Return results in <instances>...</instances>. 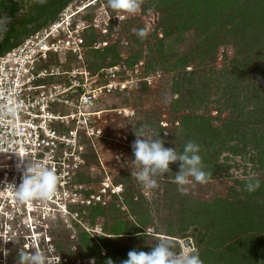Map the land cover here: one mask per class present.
<instances>
[{"label":"rangeland","instance_id":"374dc122","mask_svg":"<svg viewBox=\"0 0 264 264\" xmlns=\"http://www.w3.org/2000/svg\"><path fill=\"white\" fill-rule=\"evenodd\" d=\"M90 1L96 0H70L61 14H69ZM105 12L114 18L110 22L108 33L90 28L84 34L85 63L75 61L71 65L70 61H66L62 65L78 71L87 67L94 75L111 67L113 60L111 55L104 60L96 58V51L115 46L121 55L118 64L123 65L130 57L142 54L139 61L145 63L143 75H155V80L152 87L115 93L95 101L92 110L100 116L93 118L92 136L82 133L79 139L85 162L73 176L74 188L78 192V201L71 208L75 218L61 216L46 221L50 227L46 229V234L50 235V244L54 245L51 256L56 259L53 263L90 264L95 252L105 256L108 251L101 245L99 238L102 236L111 241L115 240L116 245L124 249L125 253L132 250L150 252L160 239H170L176 251L191 249L202 260L200 251L206 247L213 248L208 243L209 235L206 230L192 218L194 210L198 212L200 206L217 199L235 201L236 197L242 198L239 182L260 180L259 188L261 185L264 188V168L257 161L262 145L256 144L252 137L248 148L242 153L234 155L227 151L222 152L218 162L223 165V170L217 172V176L213 170V176L206 183L193 181L191 185L185 186L187 193L181 194L179 186L174 182L176 173L180 171L179 162L170 164L169 172L156 177L155 188L146 189L131 176L132 170H138L131 163L134 159L132 144L137 138L135 132L144 133L145 138L160 137L166 148L182 154L189 138L182 128V117L209 116L213 118L212 123L218 125L232 116L233 108L229 110L227 106L228 110L220 111L227 87L233 79L239 80V93L243 95L246 94L243 89L246 84H257L254 78L258 74L253 73V70L259 58L264 60V48H254L242 53L244 45H235L230 36L222 40L223 43L216 51L213 44L204 48L199 45L203 30L199 28L201 25L194 26L180 36L176 34L163 38L164 33L159 27L162 13L154 9L148 0H144L141 11L136 15L118 13L109 7L107 0H99L95 6L83 11L76 18L90 24L94 20H103ZM117 16L124 18L119 20ZM62 17L65 18L64 15ZM140 29H146L148 33L143 39L137 34ZM161 39L164 54H158L155 49ZM237 53H241L247 66L245 69L238 68L242 71L239 77L233 71L237 67L234 62ZM178 54L189 56L190 64L184 70L174 66L177 59L173 57ZM148 63L156 69H147ZM158 72L161 76L157 75ZM181 75L185 76L180 77ZM177 77H187L186 83L181 80L179 92L173 90ZM189 79L191 85L187 84ZM193 90L192 96L190 93ZM177 99L180 100L179 103ZM244 102L242 101L244 112L241 120L248 124L253 121L250 114L257 102L253 101L251 104L247 100L243 104ZM164 123L168 127H164ZM257 127L264 131V122ZM205 165H202L203 171L215 166ZM140 218L146 222L144 233L150 229V234L138 233L136 228L142 227ZM114 224L125 225L127 234L115 236L110 231ZM186 225H190L187 230ZM85 234H88L87 238ZM111 257L120 258L121 255L112 254Z\"/></svg>","mask_w":264,"mask_h":264},{"label":"built area","instance_id":"2783aa9c","mask_svg":"<svg viewBox=\"0 0 264 264\" xmlns=\"http://www.w3.org/2000/svg\"><path fill=\"white\" fill-rule=\"evenodd\" d=\"M98 1L86 3L85 10ZM85 5L60 14L54 22L0 54V103L10 98L12 105L18 106L14 119L0 121V136L7 141V152L0 153V239L10 241H0V248L9 252L5 258L0 251V264H16L21 249L40 251L50 261L47 264H57L51 256L54 245L46 234L50 228L47 222L61 216L75 218L71 208L78 201V192L73 176L85 162L79 139L82 133L92 136L93 118L100 116L92 110L95 101L152 87L155 80V75H143V61L117 64L94 75L87 67L78 71L63 66L66 61L84 64V34L90 28L108 33L114 19L106 12L103 20L90 24L77 19ZM157 75L161 76L159 72ZM21 150L25 159L55 170L59 180L50 199L21 204L11 189L4 188L6 183L18 186L21 182L22 173L13 154Z\"/></svg>","mask_w":264,"mask_h":264},{"label":"trees","instance_id":"16d2710c","mask_svg":"<svg viewBox=\"0 0 264 264\" xmlns=\"http://www.w3.org/2000/svg\"><path fill=\"white\" fill-rule=\"evenodd\" d=\"M69 1L66 0L61 5L52 19L58 16ZM148 1L154 9L162 13L159 27L164 33L163 38L176 34L180 36L194 26L201 25L199 28H203V30L201 31V43L199 45L204 46V48L213 44L216 51L220 44L223 43L222 40L228 36L232 38L235 45H244V50H240L242 53L246 50L249 52L254 48H264V0ZM155 37L158 38L156 34ZM91 40L94 41L95 39ZM162 41V39L159 40L160 44L155 48L158 54L163 53L164 46L161 44ZM19 43L20 41L16 45ZM240 54L237 53L234 60L237 67L233 71L237 77L242 73L238 68L242 67L245 69L247 67L246 60ZM108 55H111L113 59L111 66H115L121 61V55L115 46L106 47L102 51H96L95 54L96 58L103 60ZM141 56L142 54H136L130 57L127 64L133 65L139 62ZM173 58L177 59V64L174 65L177 69L184 70L190 64L188 55L178 54ZM262 60L261 58L258 59L255 70H253V73L258 74L254 78L257 84H246L243 87L246 94L240 95L239 80L235 79V81L233 79L227 87L220 111L227 109V106L229 110L233 108V111L231 113L232 116L223 120L221 124L214 125L212 123L213 118L204 115L182 117V128L189 135L187 143L191 141L199 145L200 152L198 154L201 156L202 165L206 164V167L215 165L210 170H204L206 173H210L211 177L213 176L211 173L213 170L215 176H217V172L223 170V165L218 162L222 152L227 151L234 155L240 154L248 148V142L252 140V137L256 144L262 145L257 161L264 168V131L257 127L264 122V60ZM96 66L99 67V65ZM147 69L153 70L156 67L154 68L148 63ZM183 76L185 75L180 77ZM180 77L174 80L173 90L175 92H179L181 80L186 83L185 79L187 77L182 79ZM188 82L187 84L191 85L190 79ZM193 94L194 90L190 95L193 96ZM241 99L245 102L248 100L251 104H253V101L257 102L254 103L253 115L250 114L253 121L248 124L245 120H241L244 112ZM177 100L179 103L180 100ZM235 141L237 142L233 143ZM241 144L243 147H241ZM173 173H175V168H173ZM239 183L241 184L240 193L243 195L242 198L236 197L235 201L217 199L212 203L200 206V210L198 212L194 210L192 214L195 223H200L203 229L206 230L209 235L208 243L213 248L212 250L206 247V249L200 251L203 264H264V188L261 185V188H258L255 192H248L246 191L248 180ZM141 218L139 221H141L142 227L136 228L138 233H144V226L146 225V222L142 221ZM187 226L189 227L190 225H186V230L188 229ZM125 227L123 224H114L110 227V231L115 236L124 235L127 234L125 233L127 232ZM87 237L88 234H85V238ZM99 240L102 247L108 252L105 256L95 252L93 258L96 264H106L108 259H112L114 264H119L120 262L122 264V261L128 258V253H125L124 249L119 248L115 240L111 241L106 239L105 236L100 237ZM112 254H120L121 257L112 258Z\"/></svg>","mask_w":264,"mask_h":264},{"label":"clouds","instance_id":"9594fccd","mask_svg":"<svg viewBox=\"0 0 264 264\" xmlns=\"http://www.w3.org/2000/svg\"><path fill=\"white\" fill-rule=\"evenodd\" d=\"M109 7L118 12L128 15H136L141 11L144 0H107ZM122 20L123 16H117ZM138 36L143 39L147 36L146 29H140ZM7 103H0V121L14 119L18 106H13L10 98ZM136 140L132 144L134 159L131 161L136 169L132 170L133 176L146 189L157 187L156 177L170 171V164L179 162L180 171L176 173L174 182L179 186L181 194L187 193L185 186L191 185L193 181L206 183L211 174L202 169L200 147L194 142H188L182 154L176 150L166 148L165 142L159 138H145L144 133L137 134ZM6 139L0 136V153H6ZM16 158L17 170L22 173L21 182L17 186L14 183H6L4 188L14 192L15 199L21 204H28L34 200H48L57 190L59 177L55 170L46 167L42 162L29 161L24 158L23 151L13 153ZM260 187L258 180H248L246 191L255 192ZM151 230H146L144 235L150 234ZM4 244L10 242L7 239H0ZM5 258L9 252L0 248ZM16 264H47V257L40 251L28 252L24 249L18 251ZM90 264H96L93 258ZM106 264H114L112 259H108ZM122 264H203L199 255L191 249L175 250V246L170 239H160L152 246L150 252L129 251L128 258Z\"/></svg>","mask_w":264,"mask_h":264},{"label":"flooded vegetation","instance_id":"af4514ba","mask_svg":"<svg viewBox=\"0 0 264 264\" xmlns=\"http://www.w3.org/2000/svg\"><path fill=\"white\" fill-rule=\"evenodd\" d=\"M65 2L66 0H0V54L54 22V14ZM60 14L61 12L58 15Z\"/></svg>","mask_w":264,"mask_h":264},{"label":"bare ground","instance_id":"6f19581e","mask_svg":"<svg viewBox=\"0 0 264 264\" xmlns=\"http://www.w3.org/2000/svg\"><path fill=\"white\" fill-rule=\"evenodd\" d=\"M86 7H87V5L85 7H83V8L86 9ZM80 11H81V9H80Z\"/></svg>","mask_w":264,"mask_h":264}]
</instances>
